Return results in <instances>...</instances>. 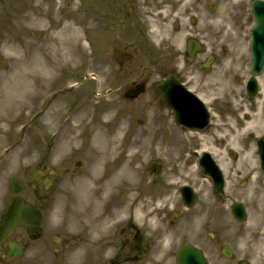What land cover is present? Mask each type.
<instances>
[{"label": "rangeland", "instance_id": "1", "mask_svg": "<svg viewBox=\"0 0 264 264\" xmlns=\"http://www.w3.org/2000/svg\"><path fill=\"white\" fill-rule=\"evenodd\" d=\"M2 4L7 5H18V4H25L26 6L32 7V2L26 3L25 0H2ZM29 1V0H28ZM94 0H83V5L80 6L79 2L81 0H60L58 3L66 4L68 5V15H66V19L62 21H58L60 26L55 27L53 26L52 29H50V40L49 42L54 48V52L57 55H62L64 53V62L69 63L71 69L70 72L72 74L80 72L82 69H85V72H96V66H95V56H92L89 51L88 43L87 47L82 43V40H84V29H94ZM90 4V6H89ZM224 4V3H223ZM221 6L214 14H213V21H214V31L215 36L213 38V41H218V43H222L227 49L229 55L225 56H219L218 60L216 61L213 72L211 73L210 77H207L208 84L202 85L203 87L208 89V93L210 95V100L212 104V108L214 109V114H217L223 116L224 119H227L228 116L224 114V111L226 110L225 107V100L224 95L227 93L228 95L233 92V94H237V105L233 109L232 112L235 113V115L231 114L229 117H231L232 122L234 124L242 125L244 123L249 122V120H246L242 113L246 111V109L252 107L254 110L258 109L261 110V100L263 99L262 106L264 108V94L262 96L258 97L256 100L252 102H248L244 99L242 96V84L244 82V79L249 74L250 69V55L249 52L246 49V38L249 35V28L252 24L253 18L252 14L249 9L246 8V10L241 12H233L231 11V8L228 5ZM78 6H80V12L79 15H81V18L86 19L82 20L81 22L87 23V26L84 24L82 26L75 25V29L77 30V35L75 38H68L66 35H64L63 27L67 23H71L74 26V19L72 18L73 15L71 12L72 9H76ZM89 6V7H88ZM29 17L24 16L25 22H26V35L29 36L30 31V25H33L36 20L31 18V14L28 13ZM234 17V20H236L239 25L244 26L242 28L239 34L232 32V28H228L229 25H232L234 20L232 16ZM78 22V21H77ZM230 23V24H228ZM22 23L11 20V19H0V97H2V102H5L7 105V111L8 114L7 118L9 116L14 115V107L16 104L14 103L13 99L11 97L15 96L16 89H17V79L15 76V73L17 69L19 68L18 60H20V45L16 42L17 31L19 30ZM222 30V33L218 35L217 33ZM63 34V35H62ZM248 34V35H247ZM29 42V40H28ZM211 43H208V46H210ZM248 46V45H247ZM232 47H235L237 49L232 50ZM79 50V51H78ZM29 69V65L26 67ZM221 72H225L226 74V81L223 85V87H217L212 84L214 79L220 75ZM264 76V72L261 76H259V82L261 84V78ZM16 87V88H15ZM227 87L228 90L225 93H221L222 88ZM104 88V87H103ZM102 88V89H103ZM241 94V97H240ZM148 96V93H147ZM114 100H118V98H113ZM142 98L138 101L141 102ZM108 104L107 101H104L102 103V106H106ZM25 106V104H23ZM153 107L158 115H161L164 113V107L162 105H156L152 102H144L139 106L132 105V106H126L124 108L125 112H131L135 119L137 120H145L146 115L148 114L149 121H153L155 111L152 109L148 110ZM114 113L112 114V117L115 118V120H118L120 118V114L122 109L120 107H115ZM10 111V112H9ZM99 107L96 110V113H98ZM95 113V114H96ZM151 113V114H150ZM253 119L260 120V124H252L251 128L245 129V128H235L230 130H224L223 132H219V130L215 128H211L208 130L205 140L199 141L196 140V145L199 146L197 150H201L205 148L204 142L206 143L207 148L212 149L215 152V159L221 164L223 163V157L225 156V160L228 164V172H226V177L228 179V182L231 183L232 186L229 187V189L226 188V193L223 196L217 195L214 190L211 188V185L209 186V189L205 188V186H202L203 183L206 181L201 178L200 176H197L196 174V167H194L195 171L193 170V176L192 178L196 181V186L199 190V205L197 206L196 210L197 212H201L202 209H204L205 206H208L211 209L212 215L215 213V219L221 218L220 221L216 222L215 226L218 229H222L223 233L220 236V242L222 243H229L233 249H234V257L235 260H228L226 257H224L221 252L219 251L220 245L215 247L214 249L210 250L208 252V255L212 261V264H237V260L241 258H246L247 260H250L251 264H264V253L260 256L255 252L254 250V244L257 238L260 236L259 231H255L254 228H251L254 223V218L257 215L258 210L261 209L262 205H264V202L262 201V196L264 194V176L261 175L259 172L256 173L254 171V162L253 159H251L249 155V151L251 148H253V137H247V130L253 131L255 135L258 133H264V114L259 113L257 115H253ZM29 119V117H28ZM26 119V120H28ZM166 120V118L164 117ZM213 120H218L217 116L213 117ZM134 121V120H133ZM116 122V121H115ZM114 122V123H115ZM132 120L129 119L127 126H131ZM146 124V123H145ZM144 124V125H145ZM9 125L6 126V128ZM146 127V125H145ZM213 127V125H212ZM91 128V124L84 129L80 130L81 137L78 141V146L73 147L72 149H69L66 155H52L49 157H44L43 161L47 163L49 167H53L56 169L61 170L62 174L57 182L56 187L53 189L52 192L48 194V200L47 202L51 200H55L59 203L58 208L55 210V212H62L63 211V205L62 203H66V209L67 212L71 213L70 217L73 218H89V219H100L102 216V221L104 218H108L109 225L108 228H112L115 224H120V221L125 217V215H129L130 213H136V210H134V205L131 203L133 199H130L128 195H130V191H128L127 188L122 189L121 191L118 189H115L114 193L111 194L109 197L105 198L106 205L101 206L102 215L98 217V212L96 211L95 205H86L84 203H80L77 201H74L73 198L69 196V194L72 192L71 190L74 188V185L76 184V179L79 175H84L86 173H90L94 154L97 153L96 148L93 147H87V139L88 136L85 135V133ZM169 129V127H168ZM85 132V133H84ZM100 131H98L96 134H98ZM159 132V131H157ZM130 135L127 136L125 140L119 141L117 146H112L114 149L113 153L114 156H120L119 159H124L125 162L128 164L130 172L133 174L131 175L132 180H135V186L137 190H134L133 192L137 195L134 198L143 199L148 198L147 195H145V192L152 191L153 188H150V186H145L142 184V180H138V176L143 175V164H147V162L151 158H155L154 155H157V148L158 143H160L161 147V153L158 154L159 156H156L157 158H161L165 165L168 166V169L172 170V166L176 165H182L184 164V161L188 159L187 154L186 156H183V153L185 152V149L189 148L190 144L183 143L179 141V136L177 130L175 129L174 125L172 124L171 129L168 130L167 134H176L178 137L175 139L174 136L165 137L164 139L159 136V138L155 137V133L150 132L148 128L142 130V132L133 133L132 130H130ZM51 135V132H49ZM50 135L48 137H50ZM31 134L27 137V139L24 140L22 144L19 145V147L15 150H13L10 155L7 157L8 161V170L6 172V178L9 175L12 174H21L17 170L18 167L24 168V166L27 165H33L42 160V157L38 156L35 153H32L31 151L35 149L34 142L31 141ZM174 138V139H173ZM17 139V137H9L6 135V137L3 139V143L1 144V148L8 147L11 143L13 144L14 141ZM240 142V145L237 150L238 151V159L234 160L231 157H229L228 150L231 148L232 144ZM188 144V145H187ZM186 145V146H185ZM182 146H185L184 150L179 154L174 152V150L170 151V149L174 148H182ZM169 148V149H168ZM156 149V151L154 150ZM168 150V151H167ZM138 151V155H135L134 152ZM166 151V152H165ZM169 152V153H167ZM134 154V155H133ZM174 155V156H173ZM170 156L173 158V160L169 161ZM193 157V156H192ZM83 160V164L81 168H77L76 161L77 160ZM194 159V157H193ZM254 161H256L257 156H254ZM186 163V161H185ZM187 164V163H186ZM67 168H70L71 171H66ZM110 166L106 167L105 170L109 171ZM135 175V177H134ZM244 181V187L241 186V182ZM207 186L208 184L205 183ZM202 186V187H201ZM5 188L8 194L7 185L5 183ZM151 189V190H150ZM122 193L119 195L120 192ZM142 193V194H140ZM174 193V192H173ZM96 195H100V193H97ZM211 195V197H209ZM31 197V195H28ZM119 196L124 199L122 201L119 199ZM129 199V201H128ZM233 200H242L245 202V204L248 206L249 210V218L246 223H237L234 222L231 215L227 212L228 205L231 204ZM141 201V200H140ZM129 202V204H128ZM120 203V204H119ZM213 204V206L211 204ZM118 204V205H115ZM65 206V205H64ZM225 206V207H224ZM111 207V208H110ZM126 213H122V209H126ZM216 207V208H215ZM47 211H53L50 208V205L47 206ZM66 212V211H64ZM224 213V215H223ZM124 215V216H123ZM224 216V220L222 221V218ZM135 218V217H134ZM215 220V221H216ZM222 221L223 224H220ZM111 224V226H110ZM201 223L198 224V226ZM107 228V229H108ZM109 229V230H110ZM210 229V227H208ZM248 237V244L245 246L243 245V238ZM105 255V251H104ZM236 261V262H235Z\"/></svg>", "mask_w": 264, "mask_h": 264}, {"label": "flooded vegetation", "instance_id": "2", "mask_svg": "<svg viewBox=\"0 0 264 264\" xmlns=\"http://www.w3.org/2000/svg\"><path fill=\"white\" fill-rule=\"evenodd\" d=\"M208 4V0H137L132 10H122V5L126 4L125 0H98L97 5V26L103 27L105 19L110 18L115 22L114 35L110 38L113 49L119 48L127 51L135 43L139 44L148 37V25L152 19L150 13L156 11H170L179 14L186 24L191 22L192 12L198 10L199 2ZM138 18L139 30H135L132 25V20L135 15ZM167 52L168 49L164 47ZM34 55V66L38 64L39 59L43 61V66L52 68L54 66L53 53H49L45 48H36ZM169 53V52H167ZM168 58H166L167 60ZM195 61L194 59H192ZM191 59L188 61L189 68L192 64ZM135 59L126 62L121 71L118 70L116 58L113 55L114 70L117 73L127 76L130 71H134ZM163 70H167L169 64L164 62ZM34 68L32 72H37ZM188 72L191 71L189 68ZM60 84L48 85L45 79L34 81V93L32 95V103L35 109L39 108L43 102L42 110L46 111L50 108L53 102L68 93H62ZM58 92L57 94H55ZM42 115V112L39 116ZM50 228L44 231V234L39 239H31L27 235V231L18 229L15 240L21 245V253L15 257L10 258L4 251L0 253V264H102V261L97 259L95 255L90 258H72L70 250L78 244V238L75 235L68 233L66 229L60 228L57 224L51 223ZM157 236V235H156ZM157 238V237H156ZM128 246L132 249L133 255L140 261L143 258L141 252L142 238L133 234L129 236ZM151 243V239H147Z\"/></svg>", "mask_w": 264, "mask_h": 264}, {"label": "bare ground", "instance_id": "3", "mask_svg": "<svg viewBox=\"0 0 264 264\" xmlns=\"http://www.w3.org/2000/svg\"><path fill=\"white\" fill-rule=\"evenodd\" d=\"M75 33V31H71ZM218 83H224L223 81L216 80ZM223 86V85H218ZM262 86L264 87V76L262 77ZM224 90V89H222ZM264 92V88L262 89ZM91 104L85 108H82L78 114L71 120L69 127L67 128V132L58 137V144L56 146L57 151H61L62 154H65L67 149L76 147L78 145L79 139V127L83 124V122L87 119L90 114ZM124 122H126V118L123 117L118 123L114 134L118 137L123 131ZM254 121L249 123L252 124ZM110 113H105L100 118V126L101 130L98 134L92 137L90 145L94 142L98 148L97 154L95 156L94 164H93V174L88 177L81 178L74 190L73 196L77 198L79 201L84 202V198L86 199L87 204L91 205L94 203L92 200L95 197L96 193H100V197L97 200V212L102 214L100 211V204L105 202V198L109 197L114 193L115 189L121 191L122 189H133L135 183L132 181V173L130 172L128 164L124 161V159L120 160L114 156V149L112 146H117V139L109 136L106 131V127H109L111 124ZM45 124L52 129V124L46 120ZM140 129V128H139ZM199 137H203L204 133H196ZM89 145V146H90ZM112 145V146H111ZM237 148V146H232ZM250 157L254 158L253 149L249 152ZM254 161V160H253ZM117 164V166H114ZM113 166L114 168L108 173L105 171V167ZM223 168L226 169L225 165ZM119 191V192H120ZM133 196V195H132ZM131 198H134L132 197ZM125 212L126 210L123 209ZM262 224L261 231L264 232V214L262 212L259 213L257 217L256 226L257 228ZM107 226V221L104 219L102 223L99 225L101 229H105ZM256 251L261 254L264 251V233L262 236L255 242Z\"/></svg>", "mask_w": 264, "mask_h": 264}, {"label": "water", "instance_id": "4", "mask_svg": "<svg viewBox=\"0 0 264 264\" xmlns=\"http://www.w3.org/2000/svg\"><path fill=\"white\" fill-rule=\"evenodd\" d=\"M259 29L260 31H258ZM262 29L264 30V22L259 25L258 29H256V39L254 42L255 63L259 68H261L264 63V41H261L259 37H257L263 34ZM165 96L167 98V101L170 103V99L168 98V96L167 95ZM17 205H12L8 210V214L17 217V214L20 212L19 210L16 209ZM19 206L24 208L21 204ZM26 210L30 211L31 209L28 206V209ZM190 252L193 253L190 257L185 256L184 252L181 253L179 258V264H191V262H194V264H206L205 260L202 258V255L200 253L198 252L194 253L192 250ZM187 260L188 263L186 262Z\"/></svg>", "mask_w": 264, "mask_h": 264}]
</instances>
